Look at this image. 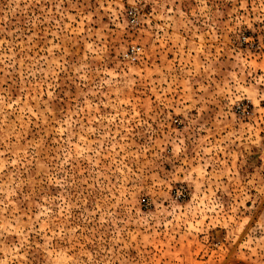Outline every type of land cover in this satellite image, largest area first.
Returning a JSON list of instances; mask_svg holds the SVG:
<instances>
[{
    "label": "rangeland",
    "instance_id": "1",
    "mask_svg": "<svg viewBox=\"0 0 264 264\" xmlns=\"http://www.w3.org/2000/svg\"><path fill=\"white\" fill-rule=\"evenodd\" d=\"M0 264H264V0H0Z\"/></svg>",
    "mask_w": 264,
    "mask_h": 264
},
{
    "label": "built area",
    "instance_id": "2",
    "mask_svg": "<svg viewBox=\"0 0 264 264\" xmlns=\"http://www.w3.org/2000/svg\"><path fill=\"white\" fill-rule=\"evenodd\" d=\"M237 108L240 110L242 109V111L245 112L249 108V106L244 104L243 102H241V104H239ZM248 110H247V112H248Z\"/></svg>",
    "mask_w": 264,
    "mask_h": 264
}]
</instances>
